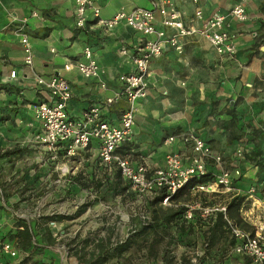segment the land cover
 I'll list each match as a JSON object with an SVG mask.
<instances>
[{"label":"crops","instance_id":"1","mask_svg":"<svg viewBox=\"0 0 264 264\" xmlns=\"http://www.w3.org/2000/svg\"><path fill=\"white\" fill-rule=\"evenodd\" d=\"M95 3L100 6L101 17L107 19L121 8L126 11L137 6L149 8L152 0H95ZM174 3L184 22L195 26L202 23L193 18L197 8L203 18L222 14L224 28L234 35L235 53L220 55L206 38L193 34L184 39L181 51L167 47L152 59L147 93L135 100L133 132L118 150L134 166L141 162L150 169L161 166L168 149L162 140L169 135L193 131L221 153L223 159H232L233 149L250 137L249 131L264 130V0H174ZM235 4L244 5L246 20L230 14ZM155 23L162 28L158 15ZM24 33L33 52L31 65L24 62L20 43ZM153 37L123 22L106 29L90 19L84 27H77L73 0H0L1 236L4 227L17 231L15 221L20 218L15 219L14 215L21 216L16 209L25 203L19 194L33 192L31 182L43 180L51 164L45 150L32 142L40 127L33 105L50 100L49 93L34 82V75H59L69 82L72 94L67 112L71 117H79L89 107L98 106L102 118L118 123L126 107L119 77L134 70L132 56L137 47L144 39ZM86 46L98 65V77L85 78L75 67L76 62L85 61ZM122 47L128 49L127 54L119 52ZM67 63L72 68L65 69ZM10 70L16 71L13 79L8 78ZM107 98L114 101L107 103ZM258 139L264 144V131ZM171 148L181 153L186 162L192 154L191 148L181 143L176 142ZM86 156V160L98 158L96 140L79 156L67 161L72 165ZM258 216L255 211L248 219L255 223ZM210 219L211 225L215 218ZM27 224L34 234L32 242L37 238L38 245H42L41 238L35 236L34 222ZM0 259L5 264L9 257L0 255ZM10 259L14 264L20 258Z\"/></svg>","mask_w":264,"mask_h":264},{"label":"built area","instance_id":"2","mask_svg":"<svg viewBox=\"0 0 264 264\" xmlns=\"http://www.w3.org/2000/svg\"><path fill=\"white\" fill-rule=\"evenodd\" d=\"M74 19L77 27H84L90 19L106 29H111L116 24L123 22L134 30L152 35L153 38L144 39L132 56L134 70L119 77L122 83L121 94L125 98L124 108L119 122L112 123L102 118L98 106H91L84 110L79 117H71L67 112V104L71 98V86L69 82L59 75L44 76L34 75V82L45 89L49 95V101H40L33 105L34 116L39 121V130L32 136V142L36 147L45 150L47 159L54 165V170L65 175L70 170L67 159L79 156L89 147L92 140H96L98 148V160L108 170L116 168L121 176L128 180L131 187L138 192L154 193L157 189H165L168 195L162 199V204H169L171 196L176 194L188 179L208 173V161H213L218 168L215 173L214 185L225 191L231 189L235 176L222 167V158L216 153L209 143L200 138L194 132H181L164 138L163 143L171 146L181 143L191 148L192 154L188 161H184L181 153L170 150L166 154L165 163L161 167L150 169L145 162L134 166L132 162L119 153L120 145L130 137L134 126L135 100L144 97L147 93V77L150 75V64L153 58L159 56L164 49L172 47L181 51L184 39L193 34L206 38L213 44L220 55H232L235 53L233 44L234 35L224 28V16L215 13L203 18L201 9L194 11L193 18L201 20V26L187 24L183 20V14L176 8L174 0H152L151 7H134L126 11L121 8L110 18H102L100 6L95 0H73ZM238 20H246L248 15L243 4H235L230 10ZM156 15L159 16L162 28H157ZM192 20V19H191ZM24 53L25 64L31 65L33 61L32 48L24 33L20 39ZM121 54H127L128 49L120 48ZM85 61L76 62V69L85 78L98 77V65L93 57L91 49L86 46L83 49ZM65 69L72 68L71 63L64 65ZM16 71L10 70L8 78L13 79ZM114 98H107L111 103ZM210 185L199 183L193 189L207 190ZM254 187L250 188L253 192ZM197 210L203 218L210 217L216 212H222L223 218L229 223L233 236H246V239L235 247L237 252L248 253L255 262L264 264V220L250 234L240 230L235 223L230 222L226 215L224 205H203L194 202L188 205L185 217L190 219ZM142 217L146 219V216ZM248 236H253L249 238ZM18 248L13 240L0 236V255L16 257ZM0 264L2 260L0 259Z\"/></svg>","mask_w":264,"mask_h":264},{"label":"rangeland","instance_id":"3","mask_svg":"<svg viewBox=\"0 0 264 264\" xmlns=\"http://www.w3.org/2000/svg\"><path fill=\"white\" fill-rule=\"evenodd\" d=\"M262 131L264 130L253 129L249 131L250 137L241 140L233 149L232 159H223L221 153L215 151L221 156V165L225 170L230 172L232 176H235V170L239 172V175L233 178L230 190L225 191L221 188L222 191H219L220 188L216 189L214 174L218 172V168L213 161L209 160L208 164L213 169L210 168L209 181L203 183L210 185L207 190H197L193 187L188 193L181 194L171 200L169 204L160 203L156 205V208H161L160 213L164 212L167 207L173 209L182 207L183 217L182 221L171 222L165 228V231L162 230L156 235L150 232L147 235L160 236L159 238L163 236L156 246L158 258H162V262L158 261L155 264H203V262L198 263V259L204 255L205 243L208 237L206 234H208V226L211 222L210 217L215 214L203 218L195 210L193 214L197 213L199 225L195 228L196 231L193 232L189 228V220L192 217L188 219L184 215L188 205L196 201L201 202L203 205L220 204L226 208L227 203L233 196L242 197L241 205L237 211L240 221L236 222V220L227 217L240 230L250 234L254 233L257 225L264 220V144L258 139V135ZM166 147L168 149L164 156V163L166 154L170 150L175 151L171 146ZM86 158L87 156L82 160L78 159L72 165L67 161L70 172L65 175L57 173L53 164H48L46 177L43 180L36 179L31 182L33 192L25 191L19 194L23 196L22 199L25 203L16 209L21 214L20 217L13 214L15 219L20 218L15 223L27 224L30 221L34 222L37 232L35 236H39L42 245L45 246H36L28 252L18 251L17 256L9 257L5 264H13L10 258H15V260L20 258L14 264H81L77 256L88 253L97 240L103 239L106 241L108 239L111 243L122 241L146 220L142 215L146 218L150 215L148 202L154 197V193H140L132 188L130 183L128 188L123 191H109L107 188L109 181L115 178L117 170L114 168L108 170L99 163L97 157L91 160H86ZM121 180L125 186L127 181L122 176ZM97 182L100 183L99 186H96ZM252 187L255 188L253 192L250 191ZM5 195L6 193H4ZM84 204L85 211L72 219L53 221L46 219L47 215L74 214ZM255 211H258L259 221L252 223L249 221L248 216H254ZM180 227L184 229L188 245L182 243L178 238L181 233ZM224 230L226 236L217 237L212 247L217 250L229 239L234 241L232 245H226V251L222 256V264H259L248 253L235 250V247L241 244L246 236H233L227 221H225ZM1 233L2 236L14 238L12 237L14 232L11 228L4 227ZM48 234H51L54 238L51 244L46 241V235ZM167 236H176V240L165 245L168 242ZM143 254L142 250H138L132 251L130 256H132V259L138 260ZM167 260L170 261L165 263ZM107 264L117 263L111 260Z\"/></svg>","mask_w":264,"mask_h":264},{"label":"trees","instance_id":"4","mask_svg":"<svg viewBox=\"0 0 264 264\" xmlns=\"http://www.w3.org/2000/svg\"><path fill=\"white\" fill-rule=\"evenodd\" d=\"M116 169V168H114ZM116 176L113 180L109 181L108 190L112 192L123 191L128 188L130 185L129 181L126 182L125 186L122 184L121 174L118 169ZM211 171L208 173L195 176L190 179L182 186L178 192L171 196V200H174L181 194L188 193L193 187H195L199 183H207L210 179ZM100 183L97 182L96 186H99ZM168 195L165 189H157L154 192V197L149 200L148 202V209L150 215L147 216L146 220L139 225L129 236L124 238L122 241H118L115 243H111L108 239L103 240L99 239L94 244L93 247L88 251V253H83L77 256L81 264H107L111 260H114L117 264H155V262H162V258H158V252L156 250L157 242L162 239L159 238L160 236H147L150 232L153 235L158 234L160 231L164 230L165 228L171 224L173 221L181 220L183 217V211L181 210L182 207H178L177 209H173L171 207H167L164 212L160 213V207L156 208V205L162 202L164 196ZM242 197L233 196L230 201L226 205V214L229 218L236 220L239 222L238 219V209L241 205ZM85 211V204L82 205L78 210L71 215L65 214H53L47 215L46 219L50 221L53 220H62V219H72L79 214ZM197 214H193L192 219L193 221L189 220V228L195 232V228L199 225ZM212 218V217H210ZM213 223L208 226V234H206L207 240L205 243V252L203 257H199V261L203 262V264H222V256L223 253L226 251V245L230 246L234 243L233 240L223 243L222 246L219 248L214 249L213 244L214 240L220 236H226V231L224 230L225 227V220L223 218L222 212H216L214 215ZM182 221V220H181ZM17 231L14 232L13 239L2 236L4 238H9L15 242V246L18 248V251H31L32 249L36 248L38 245L37 238L34 242H32V236H34L33 232H31L30 227L26 223H18L17 224ZM180 236L178 237L182 243L188 245L186 242V234H184L183 227H180ZM193 235V234H192ZM15 237L17 240H15ZM168 242L165 245H168L170 241L176 240V236H167ZM46 241L49 244L53 243L54 238L51 234L46 235ZM87 243V241H86ZM165 249V247H164ZM212 249V250H211ZM142 250L144 252L143 256L139 257L138 260L132 259L130 253L133 251ZM77 252V251H76ZM78 253V252H77ZM206 259V260H205ZM170 260L165 261V263L169 262ZM170 264V263H167Z\"/></svg>","mask_w":264,"mask_h":264}]
</instances>
